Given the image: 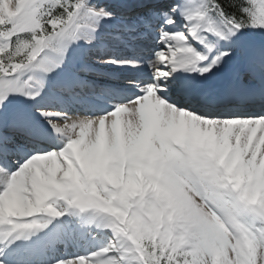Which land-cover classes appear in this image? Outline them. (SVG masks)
Instances as JSON below:
<instances>
[{"label":"snow or ice","instance_id":"1","mask_svg":"<svg viewBox=\"0 0 264 264\" xmlns=\"http://www.w3.org/2000/svg\"><path fill=\"white\" fill-rule=\"evenodd\" d=\"M0 264H264V0H0Z\"/></svg>","mask_w":264,"mask_h":264}]
</instances>
